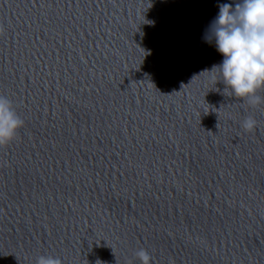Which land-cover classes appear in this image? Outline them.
<instances>
[{"label": "clouds", "instance_id": "clouds-1", "mask_svg": "<svg viewBox=\"0 0 264 264\" xmlns=\"http://www.w3.org/2000/svg\"><path fill=\"white\" fill-rule=\"evenodd\" d=\"M204 39L215 43L223 61L214 65L212 72H219L225 89L248 106L264 104V0H235L219 5V14L210 23ZM207 71V70H206ZM213 79L216 77L213 75ZM25 121L17 112L13 101L0 94V148L13 143ZM245 132H253L258 121L248 115L241 122ZM135 255L141 264H150V254L145 249ZM36 264H62L58 257L41 255Z\"/></svg>", "mask_w": 264, "mask_h": 264}]
</instances>
